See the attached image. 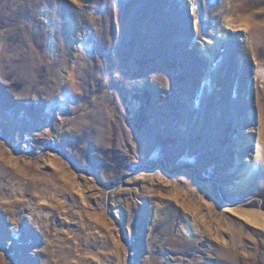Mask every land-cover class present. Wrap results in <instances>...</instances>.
<instances>
[{"label":"rangeland","instance_id":"1","mask_svg":"<svg viewBox=\"0 0 264 264\" xmlns=\"http://www.w3.org/2000/svg\"><path fill=\"white\" fill-rule=\"evenodd\" d=\"M0 264H264V0H0Z\"/></svg>","mask_w":264,"mask_h":264},{"label":"bare ground","instance_id":"2","mask_svg":"<svg viewBox=\"0 0 264 264\" xmlns=\"http://www.w3.org/2000/svg\"><path fill=\"white\" fill-rule=\"evenodd\" d=\"M256 218H257V214L253 213L251 218H248V220L253 222V223H255V224H260V223L257 222Z\"/></svg>","mask_w":264,"mask_h":264}]
</instances>
